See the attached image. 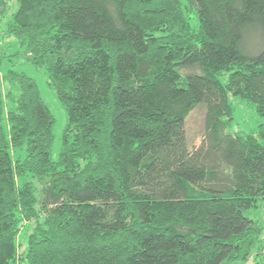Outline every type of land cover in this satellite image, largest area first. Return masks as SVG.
Segmentation results:
<instances>
[{"label":"trees","instance_id":"16d2710c","mask_svg":"<svg viewBox=\"0 0 264 264\" xmlns=\"http://www.w3.org/2000/svg\"><path fill=\"white\" fill-rule=\"evenodd\" d=\"M0 20L18 47L0 54V264H241L263 248L264 123L226 129L229 96L264 117V0H0ZM13 59L67 111L58 161Z\"/></svg>","mask_w":264,"mask_h":264},{"label":"rangeland","instance_id":"374dc122","mask_svg":"<svg viewBox=\"0 0 264 264\" xmlns=\"http://www.w3.org/2000/svg\"><path fill=\"white\" fill-rule=\"evenodd\" d=\"M8 14L15 9L14 1L9 3ZM249 45V41H248ZM17 43L14 38L7 37L5 34L4 21L0 20V54L7 55L17 50ZM9 62L13 65V69L23 72L28 77L32 78L38 87L39 93L54 116L55 122L52 127L53 141L50 148V157L53 161H58L61 146H62V133L68 122V114L64 105L57 98L56 90L51 83L48 74L41 68H35L30 63L13 59ZM228 74H223L220 79L226 82ZM232 105V122L227 127L226 131L229 133H240L242 135L255 134L257 135L259 125L264 123V117L258 115L254 105L246 100L236 96H229ZM202 118L203 108L196 107L188 115L186 119V134L191 144L197 145L201 141L202 132ZM251 215L258 222L261 228V238L263 240V248L258 250L255 255L248 259L246 263L241 264H254L255 261L264 256V203L251 211Z\"/></svg>","mask_w":264,"mask_h":264}]
</instances>
